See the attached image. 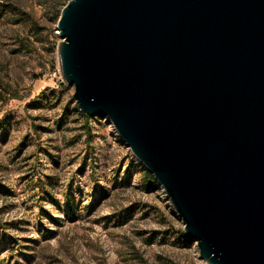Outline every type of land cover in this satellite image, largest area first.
Wrapping results in <instances>:
<instances>
[{
	"label": "water",
	"instance_id": "95a60500",
	"mask_svg": "<svg viewBox=\"0 0 264 264\" xmlns=\"http://www.w3.org/2000/svg\"><path fill=\"white\" fill-rule=\"evenodd\" d=\"M61 72L209 264H264V0H69Z\"/></svg>",
	"mask_w": 264,
	"mask_h": 264
},
{
	"label": "rangeland",
	"instance_id": "374dc122",
	"mask_svg": "<svg viewBox=\"0 0 264 264\" xmlns=\"http://www.w3.org/2000/svg\"><path fill=\"white\" fill-rule=\"evenodd\" d=\"M68 1L0 0V264H209L110 119L77 106Z\"/></svg>",
	"mask_w": 264,
	"mask_h": 264
},
{
	"label": "trees",
	"instance_id": "16d2710c",
	"mask_svg": "<svg viewBox=\"0 0 264 264\" xmlns=\"http://www.w3.org/2000/svg\"><path fill=\"white\" fill-rule=\"evenodd\" d=\"M67 3L64 4V6L66 5ZM62 10V9H61ZM86 116V115H85ZM88 117V116H87ZM151 177H149L150 179H152L153 181L157 182V180L154 178L153 175H150Z\"/></svg>",
	"mask_w": 264,
	"mask_h": 264
}]
</instances>
